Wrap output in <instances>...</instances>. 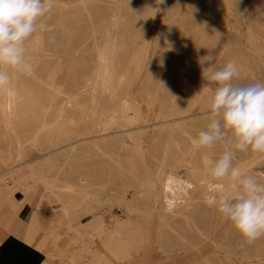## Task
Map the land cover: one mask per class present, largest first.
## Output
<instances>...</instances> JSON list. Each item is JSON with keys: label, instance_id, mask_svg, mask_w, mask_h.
I'll list each match as a JSON object with an SVG mask.
<instances>
[{"label": "rangeland", "instance_id": "1", "mask_svg": "<svg viewBox=\"0 0 264 264\" xmlns=\"http://www.w3.org/2000/svg\"><path fill=\"white\" fill-rule=\"evenodd\" d=\"M95 1L97 5L95 6L94 4L89 7L88 11L90 12V17H86L77 7L79 0H56L54 8L44 18H42L43 22L50 26L51 30H40L38 28L37 32L34 33L27 41L30 42L31 40H34L37 43L36 47H38L34 51V58L30 60L33 65V69L41 66L44 62L47 66L45 70L47 75L65 77L71 62H86L89 63V65L87 64L83 65L81 68H76L73 70V73L75 74V77L83 73L90 74L92 64L94 63L93 59L90 58L94 53L92 50L93 42L91 30L94 27L98 29L99 26L97 36H99L98 43L101 44L104 33L102 32L101 28L103 27L99 20L101 18H108L110 16L109 8L115 5V0ZM206 1L214 0H187L186 6L188 13L182 23L180 22L181 25L179 24V28H182L179 29V40L181 41V44L178 53L175 51L174 45H172V50H169L168 42L170 40L168 39L166 42L163 41V43L160 41L155 44H151L150 54H152L153 47L151 62H138L139 58H136L135 62H118L119 72L124 79L121 93L126 94L130 86L135 84L134 101L136 108L141 112L143 111V127L140 129L134 127L128 130L113 128L109 132H106L105 135L100 136L97 139L105 138L103 145L101 144L100 147L104 152H108L110 155L118 154L120 156L118 160L125 165L128 156L124 152H119L118 138L121 135H125L127 132L134 133L139 130L142 141V150L141 154H135L133 156L134 160H132V165L135 167L134 174L136 177L127 173L120 175L119 170L117 169L115 163L111 161L110 157L99 156L96 153H92L93 155L91 154V156L80 155L79 152L62 154L61 151L66 148L77 145L80 142L92 140L87 138H73L76 127H72V129L66 132L70 134L69 136H64L60 140H56L50 147L41 143L31 144L30 150L28 152H22L18 160L13 162L10 161L7 166H3L0 162V187L1 185L3 186L5 182H8L10 186L17 184L24 189L25 201L34 202L38 207H45L49 209L48 213L50 215V219L47 223H42V226L37 227L36 233V240H43V242L46 243V246L48 244V247L46 248L47 253L45 254L48 263L70 264L69 258H72L73 256L74 258L77 257L76 264H85L87 261L92 259V256L89 255L87 259H83V257L81 259L77 256L76 252L71 254L70 251L74 247V244L69 243V238L63 234L62 231H59V236L57 238H54L51 235L54 234L51 230L53 228L52 222L54 219V212L59 204L53 198L50 191L43 187V183L53 187H64L65 184H73L74 177L76 180L80 179L81 182L78 180L76 182V186H79L80 188L75 190L70 195L61 196L60 202L64 207L70 209L68 210L69 217L79 218L81 221L87 216V213L91 214L95 212L100 215L105 213L108 205L110 206L111 211L117 214L118 209L116 207L118 206V202L122 199H125L128 204L133 201H148L146 194L150 193L152 188H150L148 181L149 173L147 174L145 171L146 169L151 170L154 168V165L157 166L161 163V155L167 144L168 147H170L171 154H176L177 150H180L181 153L189 155V157L180 155L175 156L179 157V164H182L183 162L185 163L187 158L191 161L199 159L201 152L204 153L207 159H218L219 156L222 155L225 148L229 147V145L218 142L211 149H201L193 142L198 133L201 130H205L207 128V124L210 122V117L208 116V103L212 95V93L207 91L204 87L207 82L202 77V71L204 67H207V65H200L199 57L208 54L209 49H212V52L216 57L215 66L223 67L225 64L223 62H219L221 50L220 52L217 50L224 48L227 38L232 36L228 33V28H226L225 25L226 22H230L232 20L229 19L225 21V18L217 17L214 23H212L208 16L201 15L202 13L200 12L199 5L201 3L204 4ZM226 1L230 2L231 5L234 4V6L249 4L251 12L256 16H260L259 24L262 26H254L255 36L259 39L257 44L245 45L246 36L243 33L241 35V39H232L230 45L228 46L229 56H232L231 58L234 57L239 69V77L236 78V82H264V0H255L254 5L252 4V0ZM226 1L217 0L220 11L224 9ZM132 3L135 5L131 7L134 8L135 6L136 9L143 12L141 14L142 16L145 15V18L150 17L149 10L152 4L150 0H133ZM56 7H60L59 10L61 11H56ZM170 7L171 6H168L167 8ZM234 8L235 7L231 8L233 12ZM125 13L128 14L127 12ZM131 20L134 22L136 19L131 18L130 20H126V22ZM136 24V28L133 30V33H136L138 29ZM166 34H169L170 36L178 35L177 32L169 33L168 30L164 29L162 37ZM62 38L63 42H61V44H64L65 41L66 44L68 40H70L69 44L76 46L74 47L77 48L76 52L84 58L77 60V58H74L71 55H63L65 52L56 46L59 45ZM126 45V50L130 53L131 49L128 42H126ZM138 54V49H136L135 56ZM178 55L179 57L183 56L184 62H176ZM154 67L155 69H153ZM212 86L215 87V85ZM87 89H90V87ZM183 90L185 92H183ZM200 92L202 100L194 102L195 94ZM165 95L167 97L174 98L176 104L178 103L180 111H178V116L172 117L170 116V112H167V118L161 117L158 115L159 104L157 102L148 108L146 107L145 103L148 99L151 100V98L155 96H159L161 98L162 96L165 97ZM142 101L145 102L143 103ZM44 103L45 106L43 105ZM91 108V111L89 110L91 114L88 116L86 121L89 126L97 125L100 118L107 117L108 115V109L104 108L101 103L98 106ZM55 111L56 106L51 105L49 109L50 114H47L48 107L46 106V102L40 101L36 105L35 111L32 114L27 115L25 120H19L16 123V126L19 132L27 134L29 129L28 123L33 119V117L36 116L39 118H46L49 115H54ZM201 117L204 118L202 119ZM205 119H207L208 122L207 120L205 121ZM176 123H179L181 129L187 131L189 135L191 134L190 139L180 135V128L178 129L176 126L173 130H171L172 140L168 139L169 129L171 125ZM159 127H161V129H159ZM155 129L157 132H155ZM2 135L3 129L0 127V160H6L8 156L10 158H14V144L3 139ZM151 140L152 142H150ZM172 144H179L177 147L178 149L174 148ZM234 151L235 156L233 159V165L235 167H240L239 165H241L243 173L253 175L259 182L264 183V154H257L251 151ZM48 156L50 157L49 160L44 163L45 158ZM35 157L38 158L35 159V161H31ZM64 158L66 159L64 160ZM175 164L176 162L173 161V158L168 160V165ZM194 167L196 168L194 172H196L197 175L196 173L195 175L192 173L188 176L186 174V169H179V167L175 170L177 174L175 171H168L166 173L165 179L172 182L170 184L172 188H166L167 192L174 194L176 198L173 211H175L178 216H174L173 219L174 221L179 219V238H165L164 236L156 238L159 244L153 245L151 255H149L146 263L144 264H156V262H159V260L163 258L175 255L179 256V264H247L244 260L241 261L238 256L233 255V252L239 251V248L235 249V246H237L240 239L243 241L244 239L232 227L230 222L226 221V219L218 213L216 201L220 193L217 191L215 200L214 202L212 201L213 204L210 202L207 205V201H205L202 196L203 185L198 176V173L200 174V172L197 171L200 169V163L195 164ZM12 171L17 173L16 178H12L10 176ZM32 172L35 173L37 178L41 181H37L33 177L34 175ZM133 180L135 181L133 182ZM87 184H92V188L89 189L84 186ZM167 186L170 187L169 185ZM55 190L56 189H53V191ZM192 190H194V194H191L193 193ZM107 195L108 198L105 197ZM139 196L142 197L139 198ZM101 198L107 203H100L99 199ZM90 200H92L91 203ZM141 209H143V206H141ZM180 215H182V218H179ZM110 222L114 224L116 221L112 218L110 219ZM91 229L94 230V227H91ZM198 231L199 233L202 231L203 234L201 233L199 236ZM204 234H206V236ZM83 236V234H79L76 238L82 239ZM181 236H184L183 239ZM192 240H194V242ZM204 247L205 250L202 252V256H200V254H197V256L196 253H199V250ZM242 247L248 248L249 252H253L254 248L260 249L261 252H264V237H261L251 245L244 241ZM59 248H61V251L58 250ZM163 249H168V253L161 254V252L158 251H163ZM54 251L58 252L55 253ZM207 253H209V256H206ZM125 261L128 262L129 259L125 258L119 262L114 259L111 263L107 262L105 259V261L102 260L101 262L102 264H123ZM250 262V264H256V261L254 260H251Z\"/></svg>", "mask_w": 264, "mask_h": 264}, {"label": "bare ground", "instance_id": "2", "mask_svg": "<svg viewBox=\"0 0 264 264\" xmlns=\"http://www.w3.org/2000/svg\"><path fill=\"white\" fill-rule=\"evenodd\" d=\"M132 1L133 0H115V5L109 8L110 16L106 19L101 18L99 20L103 27L101 28L102 32L104 33L101 44L98 43L99 36H97L99 26L98 29L94 27L91 30L93 42L92 50L94 53L92 56L90 55V58L93 59L94 63H91L92 67L90 74L83 73L75 77L73 70L76 68H81L83 67V65H89V63L71 62L69 68L67 69V75L65 77H55L53 75L50 76L46 74L45 70L47 66L43 62L41 66L33 69V73L31 75H13L12 84L16 95H9L6 90L0 91V127L3 129L2 136L3 139L8 140L9 143L12 142L15 146V157L10 158L8 156L6 160H0L3 166L9 165L10 161L13 162L15 160H18L22 152H28L30 150L31 144L41 143L46 144L50 147L51 144L56 140H60L64 136H69L70 134L66 132L72 129V127H76L73 138H87L92 140H88L87 142H80L79 144L76 143L77 145L62 150V154L79 152L80 155L91 156L92 153H96L99 156L110 157L111 161L115 163L117 169L119 170L120 175L127 173L129 175H132L133 177H136L134 174L135 167L132 165V160H134L133 156L135 154H141L142 150V141L139 130H136L137 132L134 133L127 132L125 135H121L118 138L119 152H124L128 156L125 165L120 160H118L120 158L118 154L110 155L108 152H104L100 147L101 144L103 145L105 138L97 139L98 137L105 135L106 132H109L113 128H117L119 130H128L134 127H137L138 129L143 127V111L141 112L136 108L134 101L135 84L130 86L126 94L121 93L124 79L119 72L118 62H135L136 58H139L138 62H151L153 55V47L152 54H150L151 44H155L160 41L163 43V41L166 42L168 39L170 40L171 44L174 45L175 51L178 53L181 44V41L179 40V29L182 28H179V24L181 25L182 21L188 13V10L186 6L187 0H164V3L162 4H157V0H150V2H152L149 10L150 17L145 18V15H141L143 12H141L139 9H136L135 6L134 8L131 7L135 5L132 3ZM254 2L255 0H252L253 5ZM94 4L95 6L97 5L95 0H79L77 7L83 12V15H85L86 17H90V12L88 11V9ZM168 6L171 7L167 8ZM231 6L235 7L234 12L231 10ZM59 8L60 7H56L55 10L61 11L59 10ZM155 8H159L160 11L156 12L153 18L152 15L155 11ZM199 9L202 13L201 15L208 16L212 23H214L217 17L225 18V21L229 19L232 20L225 23L226 28H228V33L232 36L227 38L224 44V48H220L217 50L219 52L221 50L219 62H223L224 64H226L229 60L234 59V57L231 58L232 56H229L228 46L230 45L232 39H241V35L243 33L246 36L244 43L245 45L257 44V42L259 41V39H257L255 36L254 26H261L259 24L260 16H256L251 12V10L249 9V4L234 6V4L231 5L230 2L226 1L224 9L220 11L217 0H214L206 1L204 2V4L201 3L199 5ZM125 12H127L128 14H126ZM131 18H135L136 20L134 22H132V20L127 21V23L126 20H130ZM135 24L138 26V29L136 33H133V30H135L136 28ZM164 29L168 30L169 33L177 32L178 35L170 36L169 34H166L162 37ZM157 37L159 38L158 40ZM69 41L70 40H68L66 44V41L64 42V44H61V42H63L62 38L59 45L56 46L59 49H62L63 52H65V54L62 52L63 55H71L74 58H77V60L83 59L84 57L76 52L77 48H74L76 46H73V44H69ZM126 42H128L131 49L130 53H128L126 50ZM36 44L37 43L34 40H31L26 44L30 60L35 56L34 51L38 48L36 47ZM136 49H138L139 52L137 56H135ZM176 62H184L183 56L179 57L178 55ZM153 69H155V67ZM88 87H90V89H87ZM187 91L190 92L189 90ZM183 92L185 91L183 90ZM200 94L201 92L195 94L194 102L202 100ZM40 101L46 102V106L48 107L47 114H50L49 109L51 105L56 106L55 114L49 115L46 118H39L36 116L33 117V119L28 123L29 129L27 134H22L21 132H19L16 123L19 120H25L27 115L32 114L35 111L36 105ZM155 102L159 104L158 115H160L161 117L167 118V112H170V116L172 117H176L179 115V105L178 103L176 104L174 98L167 97L166 95L165 97L162 96L161 98L159 96H155L151 98V100L148 99L145 105L148 108ZM100 103L104 108L108 109L107 117L100 118L97 125H87L86 121L88 119V116L91 114L89 110L92 109L91 107L98 106ZM43 105L45 106V103ZM206 120L207 119H205V121ZM175 126L178 129L180 128V135L188 137L190 139L191 134L189 135L187 131L181 129L179 123H176L174 125H171L169 129V140H172L171 130H173ZM159 129H161V127H159ZM155 132H157L156 129ZM150 142H152V140ZM178 145L179 144H174L173 146L174 148H177ZM177 155L189 157V155L181 153L180 150H177L176 154H171L170 147H168L167 144L161 155V163L157 166L154 165V168H152L151 170L146 169L145 172H147V174L149 173L148 181L150 184V188H152V191L146 194L148 201H133L132 203L128 204L125 199H122L118 202V206L116 207L118 209L117 214L111 211L109 205L106 208V212L101 215L95 212L91 213L90 220L94 221L96 224L94 226L93 233L97 235L96 239H98L99 244H101L98 246L99 248H103L101 249V251L103 250L102 253L107 258V261L112 262L114 259L120 261L128 258L130 262L128 261L127 264H144L146 263V260L148 259L153 249V245L159 244L156 238H158L159 236H164L165 238H179V219H177L176 221H174L173 219L174 216H178L176 212L173 211L176 198L174 194L167 192L166 189L172 188L170 186L172 182L165 179L166 173L168 171H175L179 167V169L185 168L186 174L188 176H190V174L192 173H194L195 175L196 172L194 171L196 170V168L194 167V165L200 163V169L197 171L200 172V174L198 173V176L203 185L202 196L204 200L207 201L206 204L208 205V203L210 202L213 204L217 191L218 193H220V195L224 192L225 182H213L211 179H209L208 169L205 165V160L207 158L203 152L200 153L199 159L191 161L189 158H187L185 160V163L183 162L182 164H179V157H175ZM49 156L45 158L44 163L49 160ZM171 158H173V161L176 162L175 165H168V160ZM65 159L66 158H64V160ZM239 166V168L241 169L242 166ZM241 171L243 172L242 169ZM16 175L17 173L15 171H12L10 176L12 178H16ZM33 175V177L37 181H41L37 178L35 173H33ZM73 179V184H65L64 187H53L46 183H43V187L50 191V193L53 195V198L60 205L58 207V210L55 211L56 218L66 226V232L68 233V235L76 237V233L73 227L70 226V221L68 220V209L64 207L60 202L61 196L70 195L75 190L80 188L79 186H76V182L78 179L76 180L75 177ZM78 181L81 182L80 179ZM134 181L135 180H133V182ZM167 185H169L170 187H168ZM84 186L90 189L93 185L87 184ZM53 189L56 190L53 191ZM192 191L193 193L191 194H194V190ZM105 197L108 198V195ZM141 197L142 196H139V198ZM91 202L92 200H90V203ZM99 202L104 204L107 203L102 198L99 199ZM141 206H143V209H141ZM112 218H114V220L116 221L114 222V224L110 222V219ZM179 218H182V215H180ZM201 233L203 234L202 231ZM201 233H199V236ZM204 235L206 236V234ZM183 237L181 236L182 239ZM95 240L91 241V244L88 246L89 249L92 247V244H95ZM192 241L194 242V240ZM243 244L244 241L240 239L237 246H235V249L239 248V251L233 252V255L238 256L241 261L244 260L245 262H247V264H250L251 260L256 261V264H264V252H261V250L257 248H254L253 252H249L248 248L242 247ZM110 246H115L116 253L106 252L108 250V247ZM47 247L48 244L46 248ZM77 247L78 249H81L83 247L80 241L78 242ZM60 249L61 248H59L58 250ZM204 250L205 247L199 250V253H196V255L200 254V256H202V252ZM158 251L161 252V254L168 253V249H163L164 252L162 250ZM54 252L57 253L58 251ZM207 255L209 256V253H207L206 256ZM69 263L73 264L70 260Z\"/></svg>", "mask_w": 264, "mask_h": 264}, {"label": "clouds", "instance_id": "3", "mask_svg": "<svg viewBox=\"0 0 264 264\" xmlns=\"http://www.w3.org/2000/svg\"><path fill=\"white\" fill-rule=\"evenodd\" d=\"M162 3L164 0H157V4ZM55 4L56 0H0V91L16 95L13 75L33 73L26 44L38 28L51 30L42 18ZM158 11L155 8L153 18ZM168 48L172 50L170 41ZM215 59L212 49L199 57V64L207 65L202 77L212 95L210 122L193 142L201 149H211L218 142L229 145L218 159H206L205 165L209 179L225 182V190L216 201L218 213L251 245L264 237V183L235 167L233 159L234 150L264 154V82H236V61L217 67Z\"/></svg>", "mask_w": 264, "mask_h": 264}, {"label": "crops", "instance_id": "4", "mask_svg": "<svg viewBox=\"0 0 264 264\" xmlns=\"http://www.w3.org/2000/svg\"><path fill=\"white\" fill-rule=\"evenodd\" d=\"M37 158L35 157L31 161H35ZM0 188V264H50L45 256L47 253L46 243L43 240H36L37 227L42 226V223H47L50 219L49 209L38 207L34 202L25 201L24 189L17 184L10 186L8 182H5ZM59 206L56 207V210ZM90 215V213H87V216L81 221L79 218L69 217L70 226L73 227L76 237L79 234L84 235L82 239H77L72 235H68L66 226L56 219L54 212L53 228L51 229L54 234L51 235L57 238L59 231H62L69 238V243L74 244L70 251L71 254L76 252L81 259L82 257L87 259L91 255L92 259L85 264H100L102 260L105 261L107 258L101 252V248L98 246L101 244H99L98 239H96L97 235L91 229L96 224L90 220ZM92 240H95V244H92L89 249L88 246ZM79 241L83 246L81 249L77 247ZM106 252L116 253L115 246L108 247ZM76 258L72 256L69 260L71 263L76 264ZM107 262L111 263L110 261ZM167 263L179 264V256L163 258L156 262V264ZM123 264H127V261Z\"/></svg>", "mask_w": 264, "mask_h": 264}]
</instances>
